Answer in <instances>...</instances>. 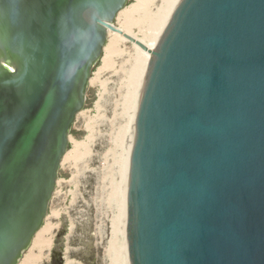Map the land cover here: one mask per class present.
I'll list each match as a JSON object with an SVG mask.
<instances>
[{
	"label": "water",
	"instance_id": "95a60500",
	"mask_svg": "<svg viewBox=\"0 0 264 264\" xmlns=\"http://www.w3.org/2000/svg\"><path fill=\"white\" fill-rule=\"evenodd\" d=\"M130 0H0V264L45 225L111 32L150 52L123 179L128 264H264V0H180L152 50Z\"/></svg>",
	"mask_w": 264,
	"mask_h": 264
},
{
	"label": "rangeland",
	"instance_id": "374dc122",
	"mask_svg": "<svg viewBox=\"0 0 264 264\" xmlns=\"http://www.w3.org/2000/svg\"><path fill=\"white\" fill-rule=\"evenodd\" d=\"M146 1L150 0H130L128 7L143 6ZM174 1L155 0L149 11L155 16L152 21L138 18L134 10L130 17L141 23L130 26L131 37L149 48L180 0ZM126 17L119 16L115 27L121 30ZM117 37L121 36H109L108 51L94 70L85 109L72 129L69 156L59 171L44 225L55 228L53 242L39 264H125L120 213L124 162L136 105L132 106L136 92L142 91L136 81L141 77L143 88L148 59L132 42ZM44 236L40 232L24 259L35 253Z\"/></svg>",
	"mask_w": 264,
	"mask_h": 264
},
{
	"label": "bare ground",
	"instance_id": "6f19581e",
	"mask_svg": "<svg viewBox=\"0 0 264 264\" xmlns=\"http://www.w3.org/2000/svg\"><path fill=\"white\" fill-rule=\"evenodd\" d=\"M176 1V0H175ZM174 1V2H175ZM142 2V1H141ZM153 2H155V0H150V1H146V3L142 6V4L140 3V4H138L137 6H135V7H127L126 9H124L120 14H119V16H128V17H126L127 18V20H126V23L124 24V26L123 27H121V30L123 31V32H125L126 34H128L129 36H132V34H131V30H130V26L132 25V24H137V22L138 23H141V21H138V19H134V18H132V17H130V15H131V13L133 14V11L135 10L136 11V13H137V15L139 14V17L138 18H140V19H142L143 21H144V19H146V20H153L154 18H155V16L152 14V13H150L149 11H151V6H153ZM173 2V3H174ZM173 5V4H172ZM171 5V6H172ZM153 9V8H152ZM170 9V6H169V8L167 9V10H169ZM166 10V11H167ZM162 11V13H167V12H165V10L164 9H162L161 10ZM164 11V12H163ZM135 13V12H134ZM161 13V14H162ZM160 14V13H159ZM160 14V15H161ZM118 16V17H119ZM132 16V15H131ZM157 16V15H156ZM157 19V18H156ZM155 20V19H154ZM156 22V21H155ZM167 22L168 21H166L165 22V24L158 30V32L156 33L157 35H155V36H157L156 38H157V41H158V39H159V37H160V35H161V33H162V31H163V29H164V27L166 26V24H167ZM161 25V24H160ZM113 33H117V32H111L110 33V35H112ZM120 35V34H119ZM121 36V35H120ZM117 39H119V41H126V39L123 37V36H121V37H117ZM128 41V40H127ZM157 41L156 42H154V43H151V45L149 46V50H152L154 47H155V45L157 44ZM118 42V41H117ZM134 44V43H133ZM135 45V44H134ZM107 47V46H106ZM138 47V46H137ZM139 48V47H138ZM108 51V49H105V51ZM142 50V49H141ZM143 51V50H142ZM144 52H146V55L144 56L146 59H148L149 60V58H150V52H148V51H144ZM140 76V75H139ZM144 78V77H143ZM141 80H143L141 77H139V80L138 81H136V83L137 84H140V89L139 90H142L141 88H142V82L143 81H141ZM141 81V82H140ZM137 86V85H136ZM139 86V85H138ZM136 92V91H135ZM134 92V93H135ZM136 100H134V104H133V106L132 107H134L135 105V108L133 109L134 110V112H132L133 113V115L131 116V119H130V134H131V130H132V124H133V120H134V116H135V111H136V107H137V104H138V101H139V95L140 94H138L137 92H136ZM133 100V99H132ZM137 101V102H136ZM136 103V104H135ZM131 136V135H130ZM129 141H130V137H129ZM123 143V142H122ZM128 148H129V144H128ZM69 153V152H68ZM66 154V156H65V158H67L68 156H69V154ZM127 154L128 153H126V156H125V162H124V172H125V166H126V160H127ZM65 158H64V160H65ZM68 159V158H67ZM64 162V161H63ZM124 172H123V174H124ZM44 228V229H43ZM43 228L38 232V234L36 235V237H35V239L37 238V236L40 234V232L42 233H44L45 234V236L41 239V241L38 243V246H37V248L35 249L36 251H35V253L33 252V254L32 255H30L28 258H26L25 257V259H24V257H23V259L21 260V262H20V264H39L40 262H41V260L43 259V257H44V254H45V252H47V251H49L50 249H51V246H52V242H53V232H54V229L55 228H52V227H50V228H46V227H44L43 226ZM123 228V227H122ZM123 230V229H122ZM124 232V231H123ZM122 232V233H123ZM123 237H124V235H123ZM35 239H34V241H35ZM34 241H33V244H34ZM33 244H32V246H33ZM124 245L122 246V249H121V251H122V253H123V255H124V261H125V264H128V262H127V256H126V251H125V243H123ZM32 249V247L29 249V251ZM28 251V252H29ZM27 253V252H26ZM26 255V254H25ZM24 255V256H25ZM28 259V260H27Z\"/></svg>",
	"mask_w": 264,
	"mask_h": 264
}]
</instances>
